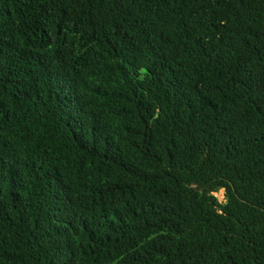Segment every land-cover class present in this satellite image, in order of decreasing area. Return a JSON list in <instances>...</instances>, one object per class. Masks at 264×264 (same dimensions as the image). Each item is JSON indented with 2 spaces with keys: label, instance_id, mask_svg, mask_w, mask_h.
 Instances as JSON below:
<instances>
[{
  "label": "trees",
  "instance_id": "trees-1",
  "mask_svg": "<svg viewBox=\"0 0 264 264\" xmlns=\"http://www.w3.org/2000/svg\"><path fill=\"white\" fill-rule=\"evenodd\" d=\"M0 264H264V0H0Z\"/></svg>",
  "mask_w": 264,
  "mask_h": 264
},
{
  "label": "rangeland",
  "instance_id": "rangeland-1",
  "mask_svg": "<svg viewBox=\"0 0 264 264\" xmlns=\"http://www.w3.org/2000/svg\"><path fill=\"white\" fill-rule=\"evenodd\" d=\"M214 196L217 198L218 202L220 203L224 202V191L223 190L214 194Z\"/></svg>",
  "mask_w": 264,
  "mask_h": 264
}]
</instances>
